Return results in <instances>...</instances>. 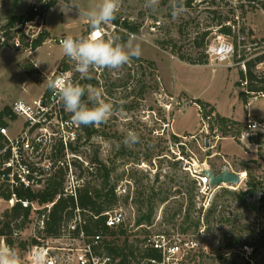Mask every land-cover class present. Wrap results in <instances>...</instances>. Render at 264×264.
Returning <instances> with one entry per match:
<instances>
[{
	"label": "rangeland",
	"instance_id": "374dc122",
	"mask_svg": "<svg viewBox=\"0 0 264 264\" xmlns=\"http://www.w3.org/2000/svg\"><path fill=\"white\" fill-rule=\"evenodd\" d=\"M3 1L0 17L24 8L28 12L34 3ZM58 2L47 17L54 33L84 34L89 27L87 18L75 9L65 13ZM98 2L73 0L81 8ZM144 5L145 0H120L116 16L139 26L136 42L142 54L117 70L93 69L85 82L84 100L99 92L102 99L114 105L113 115L95 126L97 131L88 138L72 121L71 113L63 109L61 124L53 121L47 125L44 149L27 159L34 166L60 160L76 178L80 170L73 163L78 160L86 167L98 151L99 158L113 168L111 179L119 195L114 208L122 209L125 215V233L108 234L106 241L121 245L127 238L138 249L147 237L166 234L197 241L184 260L186 264H264V211L259 206L260 193L249 192L251 185H256L264 193V131L260 134L248 126L249 118L264 124V97L253 101L254 95L248 94L245 99L239 66L214 69L207 65L206 54L207 43L220 32L219 24L233 23L236 17L242 20L246 42L254 38L264 41V0L258 7H234L228 0H193L177 17L172 15L169 0H160L156 12ZM123 39L121 42L127 41ZM62 53L60 45L48 42L31 54L3 46L0 111L6 106L12 108L17 99L33 102L42 97L48 89L47 79L60 66ZM263 70L264 64L259 71ZM219 116L233 122L223 126ZM6 119L13 137L27 127L25 118L18 115ZM130 131L140 139L126 145L124 139ZM54 132L56 136L50 140L49 133ZM64 138L77 151L66 147L64 157L57 158V148ZM194 161L214 172L226 167L246 172V179L237 189L199 193L188 170ZM166 195L169 199L162 203L159 199ZM147 198L155 204L151 222L138 225L140 213L147 210L141 207V200ZM0 207L2 211L9 208L1 197ZM38 217L33 213L32 221L14 236L13 249L23 264H28L32 239L39 232Z\"/></svg>",
	"mask_w": 264,
	"mask_h": 264
},
{
	"label": "built area",
	"instance_id": "2783aa9c",
	"mask_svg": "<svg viewBox=\"0 0 264 264\" xmlns=\"http://www.w3.org/2000/svg\"><path fill=\"white\" fill-rule=\"evenodd\" d=\"M48 1L35 0L25 18L14 25L6 26V22L0 21V45L12 47L29 54L36 51L39 48H35L36 40L48 30L46 26L47 12L45 10ZM228 1L234 7H240L241 5L258 7L263 0ZM236 18V21L233 23L230 21L227 22V24L232 25L236 38L234 37L232 39L231 35L219 32L214 39L207 43V65L214 69L221 65L230 68L239 66L245 75L239 78L240 84L245 89L244 92L253 94L254 97L252 100L257 101L259 98L264 97V92L248 90V79L246 76L248 70L247 65L248 61L264 54V41L260 42L254 38L250 42H246V36L243 34L241 27L242 20L238 17ZM125 21H127L125 18L121 17L118 19L116 17L111 24L102 26L100 29L102 37L109 38L111 36H118L122 41L124 37L128 39L129 34H135L138 38L139 33L131 30L125 24ZM157 24H159V21H157ZM89 32L90 30L84 35H88ZM80 36L82 35L73 37ZM65 37L66 35H51L44 40L43 44L48 42L60 45V41ZM63 58V64L54 71L52 78L63 76L66 79L79 82L85 86L88 77H81L75 68V61L70 60L65 55ZM263 64L264 62L258 63L257 69L259 70ZM250 104L251 102L248 105ZM12 108L16 115L25 118L27 127L20 134L13 137L10 135L8 125H0V181L1 183H8L11 188L14 186L42 187L43 183H40L38 180L43 178L45 174H41L39 170L49 174L62 162L60 160H54L53 162L48 160V163L44 166H36L40 169L34 170L27 156L31 158V155L44 149L46 143L45 137L43 136H46V133H48L47 125L55 123L53 121L61 124L62 121L59 120H62L64 107L59 102L58 97L50 90L48 96H42L33 102L27 101L24 98L17 99ZM248 123L250 130L256 131L257 133L260 132V134L264 131V124L260 121L249 118ZM39 132L41 133L39 134ZM49 134L51 136L50 140H52V136H56L55 132ZM62 141L67 146L68 139L64 138ZM190 165L191 167L188 170L198 184L199 193L206 194L208 191L221 188L237 189L240 183L246 179V172L235 171L240 177L238 184L224 182L220 185L212 186L210 184V177L205 172L209 169L206 164L202 165V163L194 161ZM78 185L79 181L77 178L72 175L70 176L67 172L66 194H71L76 197ZM6 201L9 203V207L13 206L16 202H20L24 207L32 206L34 210L47 208V211H49L53 205V203H49L44 206H36L27 199H19L15 193ZM104 214L107 215L105 220L106 226L110 229L116 228L124 223L125 215L122 209L106 211ZM44 217L45 214L42 215L38 222V228L40 230L45 227ZM78 229L80 233L77 236L70 234L71 231ZM107 235L108 233L104 234L102 232L86 235L83 230L82 220L77 217L69 224L67 233L63 236L59 238H48L46 241L42 239V243L32 245L27 259L28 264H37L35 253L38 250L46 253L47 264H120L119 258H115L105 251L104 240ZM39 239L41 240V238ZM142 246L155 250L157 255L139 256L136 259H132L131 264H184V260L189 254V251L196 248L197 241L194 239H181L179 237L171 238L166 234H158L147 237Z\"/></svg>",
	"mask_w": 264,
	"mask_h": 264
},
{
	"label": "trees",
	"instance_id": "16d2710c",
	"mask_svg": "<svg viewBox=\"0 0 264 264\" xmlns=\"http://www.w3.org/2000/svg\"><path fill=\"white\" fill-rule=\"evenodd\" d=\"M192 1L193 0L185 1V6H191ZM55 4L56 0H49L45 8L46 12L51 7L55 6ZM28 12L24 14L11 15L5 25L11 26L20 22L25 18ZM222 22L219 24V31L231 36L234 35L236 38L232 25L227 24V22L223 24ZM125 24L131 30L138 32L139 26L135 23L125 21ZM89 30L90 27H88L86 32ZM50 36V31H45V33L36 40L35 48L40 47L44 40ZM125 39H127V37H125ZM2 47L3 46L0 45V50ZM182 59L186 58L182 57ZM63 62L64 58L62 59L60 65H62ZM199 62L202 63L203 61ZM260 62H264V54L256 56L252 60L248 61L246 76L248 79L247 88L249 91L264 92V70L259 71L257 69V65ZM243 76L245 75L241 71V77ZM49 93L50 89L48 88L43 97L48 96ZM243 95L244 98L247 99L248 94L243 91ZM85 98L86 94L84 99ZM8 115H10L13 119L17 116L13 112L12 108L6 106L2 111H0V125L9 124V121L6 119V116ZM218 119L221 121L223 126H229L233 122L224 116H219ZM77 127L79 129H83L88 138L93 136V134L97 131L95 126L86 127L78 125ZM77 139H80V135ZM66 147H70L72 150L77 151V148L72 145L71 141L68 142L66 146L61 140L60 145L57 148V158L64 157ZM73 164L80 170V173L76 177L79 181V185L76 190V197L71 194H66L65 192L68 165L65 166L64 163H60L59 166L49 174L39 170L41 174H45L43 178L38 180L40 183H43L42 187L32 188L14 186L11 188L8 183L3 182L0 184V197L5 200H9L12 197V194L15 193L19 199H27L30 202H33L36 206H44L49 203H53L49 211H47V208L34 210L32 206L24 207L20 202H16L5 211H2L0 207V237H2L9 246L14 248V236H18L19 233L32 221L31 217L33 213H38L39 219H41L42 215L45 214V227L42 230L39 229L38 235L33 237L31 245L42 243V239L40 240L39 238H43V240L46 241L48 238H59L63 236L67 233L69 224L77 217L81 218L83 230L86 235L102 232L104 234L108 233L115 236L119 233H125V229L123 227L124 224L110 229L106 226L105 221L107 215L104 213L106 211L114 210V207L119 200L117 184L112 182L111 179L113 168L99 158L98 151L94 153L86 167H84L83 163L78 160ZM30 165L34 170L40 169L34 166L33 163H30ZM221 171L222 170H218L217 172ZM249 192L252 194H255L256 192L260 193L259 206L262 208V211H264V193L261 192L256 185H251ZM168 199L169 196L166 195L162 196L159 200L163 203ZM142 205L147 207V210L144 213H140L139 218L137 219L138 225H142L145 222L150 223L153 210L155 208L154 201L151 198L141 200V207ZM191 206H194L193 201H191ZM190 213L191 208L189 207L186 213L187 218H190ZM79 231V229L71 231L70 234L77 236L80 233ZM22 245L25 246V243H22ZM104 245L105 251L108 254L120 259V264H131V260L136 259L139 256L157 255V252L151 248H144L141 246L138 247V249L136 247V249H134L133 245L128 242L127 238L121 245L109 240H104Z\"/></svg>",
	"mask_w": 264,
	"mask_h": 264
},
{
	"label": "clouds",
	"instance_id": "9594fccd",
	"mask_svg": "<svg viewBox=\"0 0 264 264\" xmlns=\"http://www.w3.org/2000/svg\"><path fill=\"white\" fill-rule=\"evenodd\" d=\"M159 4L160 0H145L144 6L156 12ZM58 5L65 13L75 9L79 16L86 17L89 22L88 35H68L60 41L64 55L75 61V68L82 78H87L90 71L97 68L120 69L132 58H138L142 54L135 34H129L126 42H121L118 36L103 38L101 35L102 26L111 24L116 19L120 0H99L89 8H81L73 0H60ZM169 6L174 17L186 11L185 0H169ZM47 87L58 97L64 109L71 113V119L77 125L98 126L105 123L115 110L114 105L102 99L99 92L89 95L86 102V87L63 76L48 78ZM139 139L138 134L130 131L124 143L133 145ZM35 260L37 264H47L46 253L38 250ZM0 264H23L21 256L6 241L0 242Z\"/></svg>",
	"mask_w": 264,
	"mask_h": 264
},
{
	"label": "water",
	"instance_id": "95a60500",
	"mask_svg": "<svg viewBox=\"0 0 264 264\" xmlns=\"http://www.w3.org/2000/svg\"><path fill=\"white\" fill-rule=\"evenodd\" d=\"M205 172L210 177V184L212 186L220 185L224 182L238 184L240 180L239 175L235 171L230 170L228 167L223 169L219 173L214 172L210 168Z\"/></svg>",
	"mask_w": 264,
	"mask_h": 264
},
{
	"label": "crops",
	"instance_id": "0c3cea01",
	"mask_svg": "<svg viewBox=\"0 0 264 264\" xmlns=\"http://www.w3.org/2000/svg\"><path fill=\"white\" fill-rule=\"evenodd\" d=\"M30 1H32V2H34V0H30ZM29 1V2H30ZM3 0H0V8L2 7V6H4V4H3ZM54 7V6H53ZM51 9H52V7L47 11V13H46V26H47V29H48V31H50V33L51 34H53V35H57V34H55L54 33V31L52 30V28H51V26L50 25H48L47 24V17H48V13L51 11ZM27 11V10H26ZM26 11H25V8L23 9V10H19V11H13V12H9L8 14H7V12L5 13V17L4 16H2V17H0V21L1 22H7L8 21V19L10 18V16L11 15H13V14H24V13H26ZM88 23V22H87ZM80 34V33H79ZM79 34H77V35H72V36H78ZM58 35H65V34H58ZM66 36H68V35H66ZM1 51V50H0ZM63 56H64V53H62V55H61V57H60V59H59V61H58V64H57V66L61 63V61H62V59H63ZM205 101V100H204ZM251 105V104H250ZM246 108H248V105L246 106ZM257 110V109H256ZM254 111V114H257V111ZM218 111V110H217ZM220 113V112H219ZM252 112H250V110H249V114H251ZM260 113V112H259ZM263 113V112H262ZM253 114V113H252ZM223 115V114H222ZM224 116H227V115H224ZM228 117V116H227ZM221 170H223V169H221ZM2 242H4L3 240H2Z\"/></svg>",
	"mask_w": 264,
	"mask_h": 264
}]
</instances>
